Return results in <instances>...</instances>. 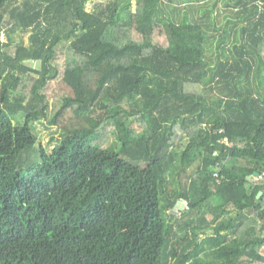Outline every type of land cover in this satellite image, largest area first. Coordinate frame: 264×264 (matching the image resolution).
<instances>
[{
    "label": "trees",
    "instance_id": "1",
    "mask_svg": "<svg viewBox=\"0 0 264 264\" xmlns=\"http://www.w3.org/2000/svg\"><path fill=\"white\" fill-rule=\"evenodd\" d=\"M88 1L0 0V264H264V0Z\"/></svg>",
    "mask_w": 264,
    "mask_h": 264
},
{
    "label": "rangeland",
    "instance_id": "2",
    "mask_svg": "<svg viewBox=\"0 0 264 264\" xmlns=\"http://www.w3.org/2000/svg\"><path fill=\"white\" fill-rule=\"evenodd\" d=\"M98 0H89L87 3V9L90 10L92 9L93 5L97 2ZM105 1V0H101ZM11 40L13 41V44L17 43L18 41H23L24 44L27 43V35L19 31L18 29H15L13 32L10 33ZM0 38L2 41L6 40V35L4 33H1ZM8 49H10L8 47ZM11 50H13L11 48ZM34 64V63H33ZM24 115L19 114L15 119L14 123H21L23 121ZM34 137L30 142L33 143L35 147H38L39 144H42L45 146V148L50 151L51 147L54 146V142L50 141L51 136H56L59 137V131L56 129L55 126L48 125L47 123H35L34 124ZM116 143L111 140L109 143L106 145L109 149L115 148ZM171 185L174 187L176 186V181L175 177L170 181ZM238 191L241 197H245V188L242 185L238 186ZM175 214H179L180 210L178 208H174ZM213 225L215 222L212 223ZM264 251V250H263Z\"/></svg>",
    "mask_w": 264,
    "mask_h": 264
},
{
    "label": "water",
    "instance_id": "3",
    "mask_svg": "<svg viewBox=\"0 0 264 264\" xmlns=\"http://www.w3.org/2000/svg\"><path fill=\"white\" fill-rule=\"evenodd\" d=\"M255 175L257 174V173H254ZM258 195H260V192L258 193ZM180 202H178V204H179Z\"/></svg>",
    "mask_w": 264,
    "mask_h": 264
}]
</instances>
